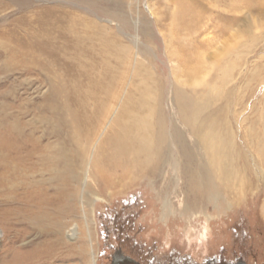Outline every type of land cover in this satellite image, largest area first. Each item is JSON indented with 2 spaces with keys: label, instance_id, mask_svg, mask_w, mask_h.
<instances>
[{
  "label": "rangeland",
  "instance_id": "1",
  "mask_svg": "<svg viewBox=\"0 0 264 264\" xmlns=\"http://www.w3.org/2000/svg\"><path fill=\"white\" fill-rule=\"evenodd\" d=\"M183 96L205 115L225 111L238 168L227 162L226 179L214 173L218 189L192 199L191 209L184 198L192 177L176 166L133 181L105 178L123 170L112 156L122 121L132 134L134 120L150 110H162L191 149L210 158L180 117ZM6 121L35 132L49 150L71 152L75 170L63 183L76 189V200L63 219L78 229L62 240L35 233L23 222L8 225L12 213L4 209L0 262L93 264L90 247L82 251L91 242L95 264H116L118 256L142 264H264V0H0V137ZM49 150L38 148L40 169Z\"/></svg>",
  "mask_w": 264,
  "mask_h": 264
},
{
  "label": "bare ground",
  "instance_id": "2",
  "mask_svg": "<svg viewBox=\"0 0 264 264\" xmlns=\"http://www.w3.org/2000/svg\"><path fill=\"white\" fill-rule=\"evenodd\" d=\"M187 100H188V104H186ZM181 101H182L181 106L183 107L184 110H179V114H180L182 121H184L187 124L190 130L192 129V132L194 133V135H198L199 137L202 136L203 142L209 147L211 151L210 158L202 159L194 150H192L191 147L188 145L186 138L184 137V133L181 130L176 129L175 125H173L172 119L168 121L166 114L162 112V110H150L149 113L147 112L148 114L146 113L142 117L141 116L137 117L134 120L131 126V132L133 136L123 121L120 126L122 131L116 130L119 132L121 136L117 134V132L115 131L117 135L115 136V139L113 140V147H112L113 155L112 156L115 159L114 161H116L118 165L121 164V166L123 167V170L121 169L122 171L120 172L116 171L120 169L119 167L121 166H118V165L114 166L112 164L114 167L118 169L114 170L116 172H112V173L108 172V174L105 175V178L106 177H107L106 179L111 178L110 181H116V180H120L121 178L124 179L125 177L128 176L129 178H132V181H133L141 174H142L141 175L142 177H144L145 174L152 175L153 172L159 171L165 164L167 166L168 165H173L174 167L176 166L180 169V172L183 174V176L185 175L187 177L189 176L192 177V181L189 186L190 194L189 196H186L184 198V200L186 199V202H187L184 208L191 209L189 205H191L190 203L192 199L194 200L197 199V203H198L204 200L205 198H207V196L213 191V189H218L217 187L213 186L214 184L212 182V176L214 175V173H216L217 176L220 175L221 177L225 178L226 177L225 170L227 167L226 166L227 162L231 165V167L233 163L237 170L238 168L236 167L235 162H233L232 160L233 155L236 154V151L233 145L234 141H232V135H231L232 133L230 134L229 131H226L224 129L225 128L224 126H227V123H228V120L225 117V111L219 110L216 114L205 115L203 114L204 111L199 110L200 107L190 102V100L186 96L181 97ZM102 111H105V110H102ZM99 112L101 111L99 110ZM71 118L69 117V120ZM47 123H49L48 120H47ZM60 123H63V122H60ZM100 123H101V120H100ZM167 124L173 125L172 126L173 134L171 133L172 135L171 137L168 136V133H167L168 131ZM219 124L222 126H220ZM2 127H3L2 137H0V205L1 206L6 205L7 207L0 208V215L2 214L1 212H3L4 209H9L12 213L9 216V218L12 219L13 223L10 222L8 225L13 224V226L16 227L18 223L23 222L25 223V226H28L30 230L31 229L36 230L35 233L37 231L46 232L47 234L48 233L49 234H53V233L60 234L61 233L60 234L61 236L59 237L61 240L64 239L65 236H68L70 238L74 237L78 229L77 224L75 223L73 224V226L70 225L69 228H66V225H65L66 220L63 219L65 211L69 209V207H74L75 200H76L74 199L75 198L74 191L76 189L71 185H66L63 183L65 181V178L63 177V175L68 174V173L71 174V172L75 170L74 165H72L73 157L72 155H69L71 154V152L69 151L64 152V153L60 152L62 153V156L61 158L57 159L58 155L60 154L59 150H57L58 153H56L55 147L51 146L50 150L52 151L51 153L52 155L49 161L47 162V164L45 162L46 165H44L40 169L41 166L39 167V165L37 164L38 162L41 163L44 161L40 159L41 157L40 155L42 151L37 153L38 148L39 146L42 147L43 149L42 155H45L49 149L47 146L43 147V144H41L38 139H37L38 141L37 140L35 141V139H33L35 137V136L33 137L35 132L32 133L31 131L30 134H26L25 126L22 127V125H19L18 123L13 124V122L11 123V121H6L4 124H2ZM68 129L70 130V128ZM97 129L99 128L97 127ZM93 136L95 137V135ZM24 138L26 140L27 139L34 140L32 142V146H30V144H28L27 142H26L27 145L23 144ZM169 140L173 143L175 147L172 150V152H171V149L169 148ZM167 153L171 155V160H168ZM176 153L179 154V156ZM139 156H144L145 159L141 162L137 158ZM163 156L165 157L164 160L162 159ZM108 157H109V154H108ZM177 157L178 158L180 157L181 160L178 159ZM54 164L59 165V169L57 173H54L53 171H49L46 173L45 178L44 176L41 177V175H43L42 171L49 170L51 166H53ZM130 165L134 166V168L137 167L138 172L136 173L132 169L127 168ZM50 174L53 175V177H49L48 175ZM55 178L57 180L55 181L56 183H54V185L46 183V182H51ZM73 189L75 190L73 191ZM199 190H201L202 192H199ZM98 196L102 198V196L97 195V197ZM78 201H79V197H78ZM167 205L170 206L169 203H167ZM90 212H92L94 216V212H95L94 209H90ZM1 218L3 219V217ZM85 219L87 220L86 213H85ZM85 226H86L85 236L89 237L91 241L90 223L86 222ZM87 232L89 234H87ZM51 240L53 241V239ZM54 241H55V238H54ZM1 244L2 243H0V249H1ZM30 246H32L31 248H33L34 246L33 243ZM36 246L39 248V253L41 254L40 250L43 248H41L38 245V243L36 244ZM89 247H90L91 256L90 255L88 256V260L89 261L91 260V263L95 264L96 259H97L96 257L97 248L95 249L96 247L95 243L93 244L90 242V246L88 245V248L82 247V251L86 252V255H87L88 254L87 252L89 251ZM36 256L38 257L39 255L37 254ZM2 257L5 258L3 254V249L0 251V260L2 259ZM122 261L125 262V260L123 259ZM125 263L135 264L134 260L132 259L126 260ZM0 264H4V263L0 262Z\"/></svg>",
  "mask_w": 264,
  "mask_h": 264
},
{
  "label": "water",
  "instance_id": "3",
  "mask_svg": "<svg viewBox=\"0 0 264 264\" xmlns=\"http://www.w3.org/2000/svg\"><path fill=\"white\" fill-rule=\"evenodd\" d=\"M117 259H125V262H126V260H129V259H132V260H133V258H131V257H127V256H122V257H119V256H118ZM115 261H116V259H115ZM136 262H137V261L134 260V263H135V264H139V263H136Z\"/></svg>",
  "mask_w": 264,
  "mask_h": 264
},
{
  "label": "flooded vegetation",
  "instance_id": "4",
  "mask_svg": "<svg viewBox=\"0 0 264 264\" xmlns=\"http://www.w3.org/2000/svg\"><path fill=\"white\" fill-rule=\"evenodd\" d=\"M136 263H139V262H136ZM116 264H129V263L123 262L122 259H117ZM139 264H142V263H139Z\"/></svg>",
  "mask_w": 264,
  "mask_h": 264
}]
</instances>
